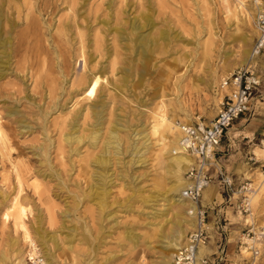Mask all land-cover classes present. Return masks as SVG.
I'll return each mask as SVG.
<instances>
[{
	"label": "rangeland",
	"instance_id": "obj_1",
	"mask_svg": "<svg viewBox=\"0 0 264 264\" xmlns=\"http://www.w3.org/2000/svg\"><path fill=\"white\" fill-rule=\"evenodd\" d=\"M255 2L264 7V0H0V32L11 38L9 57L0 45L1 264H28L31 252L21 229L4 217L14 198L25 203L23 217L40 254L49 249L56 256L51 264H173L194 225L181 219H190L188 205L167 201L173 192L165 168L172 138L162 127L152 134L154 116L163 113L181 124L209 123L216 116L228 92L223 79L243 67L246 51L255 47ZM140 13L141 23L150 19L141 34L157 39L151 52L117 32H129ZM29 17L44 52L38 62L24 59L15 47ZM262 53L250 63L260 87L232 129L254 120L264 126ZM91 71L102 76L99 84L73 83ZM95 109L102 113L99 122ZM72 121L86 135L72 145L76 152L64 141ZM113 125L121 142L109 135ZM93 128L100 129L95 141L88 138ZM249 145L245 152L233 148L210 168L213 177L220 169L243 179L247 191L228 194L213 179L211 200L200 198L211 208L206 249L201 246L197 256L211 262L216 257L213 264H264V242L256 244L257 254L242 243L248 230L252 237L264 226V127ZM98 155L108 159L106 181L96 180ZM91 183H97L92 190ZM174 232L175 246L167 243Z\"/></svg>",
	"mask_w": 264,
	"mask_h": 264
},
{
	"label": "built area",
	"instance_id": "obj_2",
	"mask_svg": "<svg viewBox=\"0 0 264 264\" xmlns=\"http://www.w3.org/2000/svg\"><path fill=\"white\" fill-rule=\"evenodd\" d=\"M256 28L258 36L255 41V51H264V11L256 15ZM261 78L253 68L239 67L232 71L229 76L223 79V86L228 89L224 95L220 109L216 116L209 123L193 121L182 123L180 126L181 140L180 145L186 154L193 158V164L189 166L186 173L190 184L182 192L183 199L196 203L194 210L195 224L186 234L183 245L174 256L173 264H213L208 258H198V250L208 242V211L200 204L203 189L209 185L213 179L217 180L218 185L226 193H245L247 183L235 186L232 177L220 169L216 176L210 173V168L217 166V148L220 146L228 130L239 118L248 110L251 100L260 87ZM246 199L242 201V206ZM250 230L246 233L247 241L242 242L247 245L252 253H258V242H264V226L258 234L250 237ZM242 246H240L241 248ZM28 264H47L44 256L38 249L30 252Z\"/></svg>",
	"mask_w": 264,
	"mask_h": 264
},
{
	"label": "bare ground",
	"instance_id": "obj_3",
	"mask_svg": "<svg viewBox=\"0 0 264 264\" xmlns=\"http://www.w3.org/2000/svg\"><path fill=\"white\" fill-rule=\"evenodd\" d=\"M40 1H42V0H40ZM242 1L243 0H241V2ZM256 1H258V0H256ZM28 2H29V0H22V3L24 5L28 4ZM254 4L256 5V8L259 10V12L264 11V7H262V3L255 2ZM42 6H43V4H41L38 8L40 10H43L44 8ZM258 10H257V12H258ZM144 17H146V16H143V18ZM26 20L28 21V23H26L27 29L23 32L17 33L15 40H16V44L18 47L17 46H15V47L18 48L17 53H19V55L23 56L24 59L30 58L31 61H33V62L37 61L38 62V60L42 56V53L44 55V52H43V50H41V47L39 45V39H38V35H37V33H39L38 28H37L36 22H34L32 17L26 18ZM131 20H132L131 23H129V26L131 27L129 32L126 31V29H124L123 27L117 28V32L120 34V37H123V35H124V37L127 38V40L129 41L130 44L136 45L135 48L136 47L138 49L142 48L143 51L148 50L151 52L152 51V45L155 43V41H157V39L155 37H151L150 35L144 36L141 34V30L143 29L145 24L149 22L150 19L146 17L144 19L145 23H141V13H140L139 15L135 16ZM59 32H60V35H59L60 38L61 39L64 38L65 33L63 31H59ZM166 35H167V33L164 30H162L159 38H161V39L166 38ZM129 43H127V44L125 43L127 48H129ZM0 45H1V47H4V50L2 51L4 53V55L9 57V51H7V47L10 48L9 46L11 45V38L10 37L2 38L1 32H0ZM254 46H255V44H254ZM130 47H131V45H130ZM131 48H133V47H131ZM135 48H133V49H135ZM262 52H264V51H262ZM260 53H261V51L260 52L255 51V47L251 50L246 51V57L242 60L241 65L243 67L251 68L250 63H252L256 59V57L259 56ZM7 60H10V59L7 58ZM41 62L43 64H45L46 60L44 58H42ZM144 65H145V63H144ZM100 80H102V76L100 74H98L97 72L91 71L90 75H87V76L81 75V76L77 77L73 83H76V85L79 86L81 84H84L85 82L89 83V84L92 82L93 86H96L97 84L100 83ZM92 113L94 114L95 120L97 122H99V120L102 118L101 111L95 109ZM188 118L186 119V121L190 120V119L188 120ZM74 120L76 121L77 119H74ZM73 121L70 124L69 131L65 134L66 137H65L64 141H66L68 144H70L71 152L72 151L76 152V150L78 148L76 149V146L72 147V145L81 143L83 141L84 137H86V135L80 134V131L75 128L76 125L74 126V124L76 122H73ZM205 123L207 124L208 122H205ZM180 126H181V123H172V122L168 121L166 116H164L162 113V115L159 114V116H156V118L154 116V121H153V124L151 127H152V134L153 135H155L159 131V128H161V127L171 135L172 139H170V144L168 147V152L171 155H170V157H168V159L170 160V163L172 165L168 164V162H167L165 164V168H166L167 173H169L170 176H172V178H173L172 184L170 185V191H173L174 193L173 192L171 193L172 197L167 199V201H170L172 204H179L180 206H187L188 205L187 210H184V213H186L188 218H190V219H185L184 216H181L182 217L181 219H183V221H185L183 223H188L189 225H191L193 227V225L195 224V219H193L194 218V210L197 207V204L189 202V201L183 199V197H182L183 189L187 188L188 185L190 184L187 176L185 178L183 174L187 173L189 166L191 164H193V158L191 156H189L188 154H186V152L184 151V148L180 145V140H181ZM108 130H110L109 135L112 139L114 138V140L116 139L117 141L120 139L118 136H116L117 135L116 133H118L117 126L113 125ZM99 131H100V129L99 130H97L95 128L91 129L89 132L88 138H91L92 141H95L97 138H99ZM0 135H2V134H0ZM109 143L110 142L108 140V142H106L103 145V147L105 148V149L103 148L104 149L103 153L108 152V144ZM117 144H118V142H117ZM136 147L137 146H135L134 148L136 149ZM91 154H92V152H91ZM159 157H161V156L159 155ZM93 160H94L93 163L95 162V165L97 167L96 169H99L98 172L97 171L94 172V173H99V177L96 180L106 181L107 177L109 176L108 171H107L108 170V167H107L108 159L106 158V155L105 156L98 155L95 157V159L93 158ZM85 167L88 168V163L86 164V166H84V168ZM84 168L82 167V170H84ZM88 172L89 171L87 170L86 173H88ZM87 181L89 182L90 180H87ZM97 183L99 184V182H97ZM97 183H91L90 185L88 184L90 190H92L95 186H97ZM100 184H103V183H100ZM106 184H107V182L105 183V185ZM212 191H213V186L211 184L207 185L202 191L203 195L201 194V200L211 199V197H209V196H211L213 194ZM24 204L20 203L17 198H14L11 201L9 207L6 208V212H5L6 215L4 217L7 219L11 218L13 220V225L15 226V227L13 226L15 228L14 230L21 229L22 235H23L22 237L24 238V241H27L29 246H30L29 251L36 252L37 248H36L35 242L33 241V238L30 234V231L28 230V227L25 223V219L23 217V211L26 209V206ZM179 224H180V226L182 225L180 220H179ZM178 228H180V227H178ZM36 230H39V229L36 228ZM175 233L176 232L172 233V235L168 239L167 243L169 245L175 246V244L177 243L176 240L178 237L174 236ZM179 233L181 235V239H183V237L185 235V228H181V230H179ZM175 237H177V238H175ZM41 238H42V236H41ZM129 238H132V237L129 236ZM41 244L43 245L44 242H41ZM202 248L206 249L205 246H203ZM55 257L56 256L49 249L45 250L44 258L47 260V264H51V260L53 258L55 259ZM3 258L4 257L2 256L0 261H5L6 257H5V259H3ZM7 259H8V257H7ZM20 264H25V262L21 261Z\"/></svg>",
	"mask_w": 264,
	"mask_h": 264
},
{
	"label": "crops",
	"instance_id": "obj_4",
	"mask_svg": "<svg viewBox=\"0 0 264 264\" xmlns=\"http://www.w3.org/2000/svg\"><path fill=\"white\" fill-rule=\"evenodd\" d=\"M261 59H264V53H262V56H261ZM241 123V121H240ZM239 125V123H238ZM238 127V126H237ZM261 127H264L262 126V122H257V121H252L251 123H249L243 130L242 129H239V128H231L228 130L226 136L223 138L224 141H222V145L220 144V146L217 148V164L219 163H222L223 160L225 159L226 156H229L231 150L233 148H239V147H242V149H244L243 152H245V149L246 148H249V144L251 143L252 141V137H254V135L256 134V132L258 130L261 129ZM249 133L250 135H247L246 133ZM245 145V146H244ZM247 146V147H246ZM256 151V148L253 150V153H255ZM226 152H229V153H226ZM246 155V154H245ZM242 159V158H240ZM251 160H254V157L251 156V157H248V161H251ZM243 161V160H241ZM247 161L246 164H248L249 162ZM254 163V162H252ZM245 168V167H244ZM240 171V170H238ZM232 177V176H231ZM233 181H234V184L235 186H238L239 184H241V182H243L244 180H239L237 177H232ZM213 182V181H212ZM212 198V195L209 196ZM211 199H204V200H201L202 203H204L205 201H210ZM216 202L213 201V204H215ZM205 208H207V210L209 208H211V204H208V206H204ZM208 216H209V210H208ZM206 246V245H205Z\"/></svg>",
	"mask_w": 264,
	"mask_h": 264
}]
</instances>
